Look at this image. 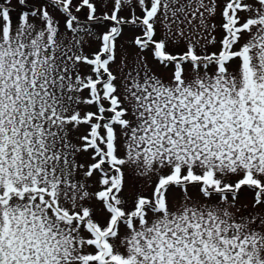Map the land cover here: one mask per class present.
<instances>
[{"label": "snow or ice", "instance_id": "obj_1", "mask_svg": "<svg viewBox=\"0 0 264 264\" xmlns=\"http://www.w3.org/2000/svg\"><path fill=\"white\" fill-rule=\"evenodd\" d=\"M0 264H264V0H0Z\"/></svg>", "mask_w": 264, "mask_h": 264}]
</instances>
